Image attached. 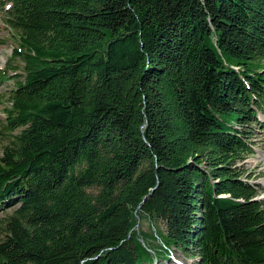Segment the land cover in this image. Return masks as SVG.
<instances>
[{
  "label": "trees",
  "instance_id": "16d2710c",
  "mask_svg": "<svg viewBox=\"0 0 264 264\" xmlns=\"http://www.w3.org/2000/svg\"><path fill=\"white\" fill-rule=\"evenodd\" d=\"M2 1L0 264H264V0Z\"/></svg>",
  "mask_w": 264,
  "mask_h": 264
},
{
  "label": "rangeland",
  "instance_id": "374dc122",
  "mask_svg": "<svg viewBox=\"0 0 264 264\" xmlns=\"http://www.w3.org/2000/svg\"><path fill=\"white\" fill-rule=\"evenodd\" d=\"M4 1L0 0V70L1 72L6 71V76H18V74L22 73L23 63L18 58H11L12 52L17 48V41L14 37L15 34L6 24V14L5 10L7 6L4 8ZM14 68V69H12ZM15 80L8 79L4 82H0V121L3 120V108L4 101L6 100L7 93L10 89L13 88ZM257 118L261 124L252 125V132L254 133L253 139L255 152L254 154L246 157L244 162L257 175L253 177L251 180L252 183L259 184L261 188L264 190V112L261 110H257ZM1 126V125H0ZM5 136L0 135V153L5 144ZM264 197V192L261 194ZM260 195V196H261ZM13 209H6L5 211H0V221L10 215ZM157 231H163V226L161 224L157 225ZM140 229L142 231H148L151 229V225L149 222H142L140 224ZM160 229V230H159ZM3 232L0 230V240L3 239ZM153 264H196L195 260L187 259L180 252H174L169 260H159L155 261Z\"/></svg>",
  "mask_w": 264,
  "mask_h": 264
},
{
  "label": "water",
  "instance_id": "95a60500",
  "mask_svg": "<svg viewBox=\"0 0 264 264\" xmlns=\"http://www.w3.org/2000/svg\"><path fill=\"white\" fill-rule=\"evenodd\" d=\"M261 199H264V197L256 198L255 201H256V200H261Z\"/></svg>",
  "mask_w": 264,
  "mask_h": 264
},
{
  "label": "bare ground",
  "instance_id": "6f19581e",
  "mask_svg": "<svg viewBox=\"0 0 264 264\" xmlns=\"http://www.w3.org/2000/svg\"><path fill=\"white\" fill-rule=\"evenodd\" d=\"M251 182V181H250ZM261 197H263L262 195H261Z\"/></svg>",
  "mask_w": 264,
  "mask_h": 264
}]
</instances>
